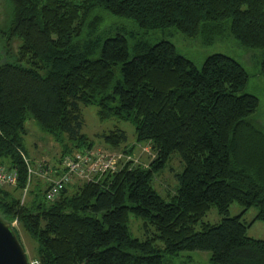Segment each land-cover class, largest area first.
Instances as JSON below:
<instances>
[{
	"label": "trees",
	"instance_id": "trees-1",
	"mask_svg": "<svg viewBox=\"0 0 264 264\" xmlns=\"http://www.w3.org/2000/svg\"><path fill=\"white\" fill-rule=\"evenodd\" d=\"M2 3L7 14L0 24V167L14 171L16 182L0 186V217L17 223L39 264H164L165 257L199 250L211 254L210 264H264V241L248 237L249 224L239 216L228 217L237 203L243 212L256 206L255 218L264 221V132L247 121L259 103L242 93L246 70L219 53L198 70L170 40H136L129 47L123 35H96L102 12L144 30L174 28L207 42L226 31L260 53L264 78V0ZM13 39L19 46L10 62ZM88 106L97 108L102 121L131 123L134 142L150 145L153 160L96 183L68 185L53 202L45 200L46 182L34 176L21 202L28 185L25 121L38 122L53 137L63 162L94 147L81 132ZM102 140L114 150L128 145L122 130ZM175 153L184 167L166 200L154 180ZM211 207L221 222L195 232ZM130 215L142 218L146 231L152 227V236L132 238Z\"/></svg>",
	"mask_w": 264,
	"mask_h": 264
},
{
	"label": "rangeland",
	"instance_id": "rangeland-1",
	"mask_svg": "<svg viewBox=\"0 0 264 264\" xmlns=\"http://www.w3.org/2000/svg\"><path fill=\"white\" fill-rule=\"evenodd\" d=\"M6 6L0 0V24L3 25L6 17ZM103 22L99 26L96 35L116 36L123 35L127 38L129 47L136 40H142L149 45H154L162 40H170L177 50V53L184 56L187 60L194 64L200 70L204 59L214 53H219L224 56L233 58L238 61L248 74V83L242 91L244 94L254 95L258 99L259 106L254 113L248 117L247 121L260 132H264V78L259 75V52L246 49L241 46L232 35L225 31L220 35H216L213 40L205 41L203 37H185L174 28L144 30L140 28L135 22L131 20L114 16L112 14L102 12ZM5 24V23H4ZM0 34V46L1 37ZM19 46L17 39H13L7 47H9L8 61L12 62L16 57V51ZM97 115V108L95 106H88L82 109L83 126L81 132L87 135L94 147L92 151L100 157H103L109 164L120 166V170L127 167H134L141 165L146 168L154 158L151 152L150 145L136 144L134 127L131 123L119 121L116 119L100 120ZM26 134L23 139V152L26 159L30 161L31 167L36 170L37 166L45 164V170L49 167L51 170L49 177L55 178L56 172L61 173L64 169L63 162H60L61 148L54 141L53 137L44 132L40 124L30 118L25 121ZM112 130H122L126 133L128 138V145L126 148L114 150L103 143L102 136L108 134ZM133 146V147H132ZM118 154V155H115ZM119 154L121 156H119ZM135 162V165L130 164ZM130 165V166H129ZM183 163L180 162L179 155L173 154L171 160L167 162L165 169L156 176L154 186L160 196L168 200L166 194L174 190L177 185L175 173H181L183 170ZM48 174V173H46ZM41 178L38 174L33 177ZM34 177V178H35ZM31 181V180H30ZM88 183L87 181L76 180L72 185H80ZM90 183V182H89ZM22 193L21 202L24 201L27 188ZM68 187V186H67ZM258 214V208L250 207L243 212V207L237 203H232L230 206L228 217L239 216L242 223L249 224L246 227V235L252 239H259L264 241V221H261L255 216ZM221 217L215 207H211L209 212L198 222L194 227L195 232H199L202 224H218L221 222ZM144 220L139 217L130 215L128 223V232L132 238L144 240L147 236H152L154 229L149 227L146 231L144 227ZM12 227L16 228L19 233L22 247L25 250L28 261H37L34 258V244L20 231L16 222H13ZM211 254L205 251H188L181 252L177 257L164 258V264H210Z\"/></svg>",
	"mask_w": 264,
	"mask_h": 264
},
{
	"label": "built area",
	"instance_id": "built-area-1",
	"mask_svg": "<svg viewBox=\"0 0 264 264\" xmlns=\"http://www.w3.org/2000/svg\"><path fill=\"white\" fill-rule=\"evenodd\" d=\"M93 152L94 151L90 149L82 153H78L75 156L66 157L63 161V171L61 173L56 172L55 178L49 177L51 170L49 169V167L45 170V164L37 166L35 170L34 168L29 166V161L26 158H23L24 162L28 166V184L33 175L38 174L41 178L45 179V182L47 184L45 191V200L47 202H53L59 197L60 192L65 187L73 184V182H75L76 180L87 181L88 183H96L101 179L103 175H113L120 171L119 165H116V163L114 165L109 164L103 157H100ZM119 156L121 155L119 154ZM130 164L134 166L135 162H131ZM15 182V172L8 171L5 168L0 167V186H12L15 185ZM28 263L39 264L38 261H29Z\"/></svg>",
	"mask_w": 264,
	"mask_h": 264
},
{
	"label": "water",
	"instance_id": "water-1",
	"mask_svg": "<svg viewBox=\"0 0 264 264\" xmlns=\"http://www.w3.org/2000/svg\"><path fill=\"white\" fill-rule=\"evenodd\" d=\"M0 264H29L10 223L0 217Z\"/></svg>",
	"mask_w": 264,
	"mask_h": 264
}]
</instances>
